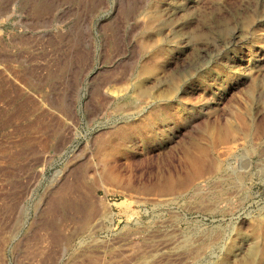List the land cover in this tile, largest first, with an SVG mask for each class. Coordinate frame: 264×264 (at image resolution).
Segmentation results:
<instances>
[{
    "label": "rangeland",
    "instance_id": "374dc122",
    "mask_svg": "<svg viewBox=\"0 0 264 264\" xmlns=\"http://www.w3.org/2000/svg\"><path fill=\"white\" fill-rule=\"evenodd\" d=\"M0 264H264V0H0Z\"/></svg>",
    "mask_w": 264,
    "mask_h": 264
}]
</instances>
